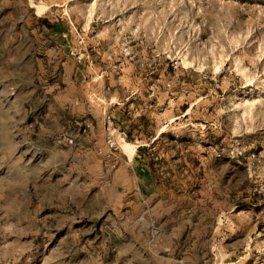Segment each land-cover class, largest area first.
<instances>
[{
  "label": "rangeland",
  "instance_id": "374dc122",
  "mask_svg": "<svg viewBox=\"0 0 264 264\" xmlns=\"http://www.w3.org/2000/svg\"><path fill=\"white\" fill-rule=\"evenodd\" d=\"M167 258L264 264V0H0V264Z\"/></svg>",
  "mask_w": 264,
  "mask_h": 264
},
{
  "label": "crops",
  "instance_id": "0c3cea01",
  "mask_svg": "<svg viewBox=\"0 0 264 264\" xmlns=\"http://www.w3.org/2000/svg\"><path fill=\"white\" fill-rule=\"evenodd\" d=\"M164 264H173L172 258H167L166 261H162Z\"/></svg>",
  "mask_w": 264,
  "mask_h": 264
},
{
  "label": "bare ground",
  "instance_id": "6f19581e",
  "mask_svg": "<svg viewBox=\"0 0 264 264\" xmlns=\"http://www.w3.org/2000/svg\"><path fill=\"white\" fill-rule=\"evenodd\" d=\"M39 8V12H42L43 10H44V7H38ZM127 148H131V146L129 145V144H127V146H126ZM131 150V149H130ZM132 152H133V150H132ZM129 153H130V151H129Z\"/></svg>",
  "mask_w": 264,
  "mask_h": 264
},
{
  "label": "built area",
  "instance_id": "2783aa9c",
  "mask_svg": "<svg viewBox=\"0 0 264 264\" xmlns=\"http://www.w3.org/2000/svg\"><path fill=\"white\" fill-rule=\"evenodd\" d=\"M111 144H112L113 147H116V145H115L116 143L114 141Z\"/></svg>",
  "mask_w": 264,
  "mask_h": 264
},
{
  "label": "trees",
  "instance_id": "16d2710c",
  "mask_svg": "<svg viewBox=\"0 0 264 264\" xmlns=\"http://www.w3.org/2000/svg\"><path fill=\"white\" fill-rule=\"evenodd\" d=\"M188 109V106H184L183 110L186 111Z\"/></svg>",
  "mask_w": 264,
  "mask_h": 264
}]
</instances>
